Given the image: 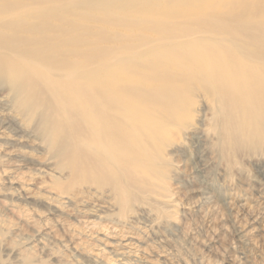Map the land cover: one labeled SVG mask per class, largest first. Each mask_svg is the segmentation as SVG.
<instances>
[{
    "label": "bare ground",
    "instance_id": "1",
    "mask_svg": "<svg viewBox=\"0 0 264 264\" xmlns=\"http://www.w3.org/2000/svg\"><path fill=\"white\" fill-rule=\"evenodd\" d=\"M263 140L264 0H0V191L11 198L37 191L69 215L71 178L124 205L128 182L166 190L182 168L168 156L188 163L191 149L200 177L214 151ZM251 220L239 232L254 246ZM95 239L100 251L81 253L91 264L136 260L132 239Z\"/></svg>",
    "mask_w": 264,
    "mask_h": 264
},
{
    "label": "rangeland",
    "instance_id": "2",
    "mask_svg": "<svg viewBox=\"0 0 264 264\" xmlns=\"http://www.w3.org/2000/svg\"><path fill=\"white\" fill-rule=\"evenodd\" d=\"M190 151L188 163L167 157L169 167L178 162L182 168L176 176H168L166 190L151 192L128 182L132 191L124 205L111 189L86 192L71 178L65 181L74 185L69 191L72 200L62 205L69 215L36 202L37 191H31L33 198L26 200L0 191V226L9 229H1L0 234L8 236V244L21 248L16 254L7 243L0 245V264H91L81 253L100 251L95 238L132 239L129 246L136 260L128 264H145V260L152 264H264V140L235 155L214 151L200 177L189 169L196 159ZM167 195H172V204L162 201ZM82 201L93 204L95 211L100 209L105 218L84 212ZM250 216L257 219L253 226L260 228L253 237L254 246L245 244L239 232ZM70 228L83 236L75 237L76 244ZM39 241H45L48 248H42Z\"/></svg>",
    "mask_w": 264,
    "mask_h": 264
}]
</instances>
